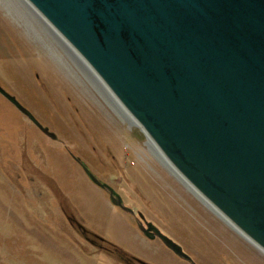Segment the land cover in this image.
<instances>
[{"label":"rangeland","instance_id":"rangeland-1","mask_svg":"<svg viewBox=\"0 0 264 264\" xmlns=\"http://www.w3.org/2000/svg\"><path fill=\"white\" fill-rule=\"evenodd\" d=\"M0 85L55 134L0 92V264H193L142 215L197 264H264L27 0H0Z\"/></svg>","mask_w":264,"mask_h":264},{"label":"water","instance_id":"water-1","mask_svg":"<svg viewBox=\"0 0 264 264\" xmlns=\"http://www.w3.org/2000/svg\"><path fill=\"white\" fill-rule=\"evenodd\" d=\"M28 1L196 192L264 250V0ZM140 227L197 264L155 223Z\"/></svg>","mask_w":264,"mask_h":264},{"label":"bare ground","instance_id":"bare-ground-1","mask_svg":"<svg viewBox=\"0 0 264 264\" xmlns=\"http://www.w3.org/2000/svg\"><path fill=\"white\" fill-rule=\"evenodd\" d=\"M28 1V0H27ZM29 2V1H28ZM29 4L31 5V6H33L30 2H29ZM33 8L35 9V10H37L34 6H33ZM38 11V10H37ZM38 13L39 14H41L39 11H38ZM50 24V23H49ZM51 25V24H50ZM52 26V25H51ZM53 27V26H52ZM54 28V27H53ZM55 29V28H54ZM56 30V29H55ZM57 31V30H56ZM58 32V31H57ZM59 33V32H58ZM60 34V33H59ZM128 114H130V113H128ZM134 121L140 126V124H139V122L136 120V119H134ZM153 140H151V142H152ZM169 164V163H168ZM171 164V163H170ZM172 165V164H171ZM173 166V165H172ZM185 181L192 187V185L185 179ZM193 188V187H192ZM194 189V188H193ZM218 212L219 213H221L219 210H218ZM222 214V213H221ZM223 215V214H222ZM223 217H225L224 215H223ZM225 219H227L226 217H225ZM228 220V219H227Z\"/></svg>","mask_w":264,"mask_h":264},{"label":"flooded vegetation","instance_id":"flooded-vegetation-1","mask_svg":"<svg viewBox=\"0 0 264 264\" xmlns=\"http://www.w3.org/2000/svg\"><path fill=\"white\" fill-rule=\"evenodd\" d=\"M108 190H109V193H110V189L109 188H107ZM137 220H138V224H139V227L142 225V224H146V220H145V218L144 217H142V216H139L138 218H137ZM141 228V227H140ZM142 230V229H141ZM143 231V230H142ZM144 233V232H143ZM146 235V234H145Z\"/></svg>","mask_w":264,"mask_h":264},{"label":"trees","instance_id":"trees-1","mask_svg":"<svg viewBox=\"0 0 264 264\" xmlns=\"http://www.w3.org/2000/svg\"><path fill=\"white\" fill-rule=\"evenodd\" d=\"M47 132L48 134L52 135L53 133L49 132V131H45ZM55 136V134H53ZM79 160V159H78ZM80 161V160H79ZM142 215V213H140Z\"/></svg>","mask_w":264,"mask_h":264}]
</instances>
